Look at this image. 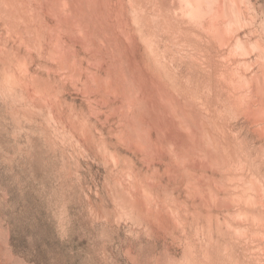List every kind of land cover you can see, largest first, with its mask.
Listing matches in <instances>:
<instances>
[{
    "label": "rangeland",
    "instance_id": "obj_1",
    "mask_svg": "<svg viewBox=\"0 0 264 264\" xmlns=\"http://www.w3.org/2000/svg\"><path fill=\"white\" fill-rule=\"evenodd\" d=\"M30 1L0 0V264H264V0H199L195 20L180 0H102L101 48L74 42L67 69ZM121 25L150 87L196 115L197 164L132 133L138 92L109 87L111 66L133 78Z\"/></svg>",
    "mask_w": 264,
    "mask_h": 264
},
{
    "label": "bare ground",
    "instance_id": "obj_2",
    "mask_svg": "<svg viewBox=\"0 0 264 264\" xmlns=\"http://www.w3.org/2000/svg\"><path fill=\"white\" fill-rule=\"evenodd\" d=\"M36 1L39 2L42 6H45V8L48 12H52L54 14L56 22H57L55 24V27L57 26L60 29V31H63L64 38H66V40H65L66 44L65 45L63 44L62 46H56L55 47V51L59 55L58 59H59V63H60V64H58V63L57 64L61 65L62 68L67 69V67L72 65L70 62V55H71V49L72 50L75 49L74 48L75 47L74 42H76V43L82 42L85 46H87L91 49H95V48L100 49L101 48L99 43L102 42L101 36H102L103 31H102V29L97 27V24L102 25L104 28L106 27V24L104 22L105 17L103 15V11H102V0H36ZM180 1L188 3L186 5L184 4L185 7L181 4L182 10L181 9L180 10H181V13L183 14V16L185 17V15H186L187 19L195 20L196 18L194 19V17L198 16L197 14H198L199 8H200V3H199L200 1L199 0H180ZM10 2H12V1H10ZM132 3H133V1H132ZM208 3H210L213 7H215L214 9H216V7L223 6V4L221 6H219L220 4L217 5L218 3H214L213 0H208ZM137 4H138V2H137ZM64 7H66L68 9L69 15L62 13ZM217 10L219 11V8ZM200 12H202V11H200ZM204 13H205V11H204ZM216 13L220 14L219 12H216ZM221 13H223V11H221ZM157 14H159V13H157ZM212 14H214V13H212ZM212 14H211V16H213ZM218 14H217V16H218ZM17 15L18 14H16V16ZM200 16H202V15H200ZM200 19H202V18H200ZM190 20H188L189 23L191 22ZM211 21H213V20H211ZM140 22H142V21H140ZM215 22L217 23L216 20L213 23H215ZM193 23H195V21ZM216 25L218 26V24H216ZM192 27H193V25H192ZM142 28H144V27H142ZM195 28H196V25H195ZM193 29H194V27H193ZM116 30L111 29L110 31H112V33L117 34V37H115V38H116L117 46L118 45L120 46V55L122 56V58L124 60L127 59V62H126L127 67L126 68L128 70V73L130 72L133 78H132V82H130L127 77L125 79L124 78L121 79L122 77L119 75L117 77V75L114 74V67L111 66V68L109 70V74H110V77L112 80L109 83V87L116 92H120L123 89V87L129 88V90H132V91L135 90L138 92L137 98L134 99L132 97L130 99L131 100L130 103L135 102V104H138V106H139V110L137 112L138 115H136L137 118L133 119L132 122H129L130 127L133 130L132 133L133 134H135V133L139 134L141 136V138L144 139V142H147V143L151 142L152 143V141H151L152 137H153L152 131L154 130V128H157L158 130H160V134L158 133L160 136V139L161 138L171 139V141H173L177 145L176 147L179 146V148L181 149L180 151L182 152L181 153L182 156L187 159V161L190 163V166L193 163L197 164L193 155H196V154L199 155L198 151L203 150V149H201V147H200L201 141L197 137V135L200 132L197 134L198 131L196 129H199L200 124L198 122L196 115L192 113L191 108L187 107L186 104L179 101V99L175 95H173L172 93L170 94V92H168V91H167L168 93L167 92L165 93V91L161 85H160L159 91L155 90L153 88V86L150 87L149 80L148 79L146 80V78H144V76L142 77V74L137 69L138 67L136 65V56H135V53L132 51L133 47L135 46V42L131 39H129V40L126 39L129 36V33L127 32L128 31L127 27L125 25H121L120 27H117ZM113 37H114L113 35H110L109 38L107 37V40L112 47H114V43L111 42L113 40ZM143 37H144V35H143ZM145 38L146 39L148 38L149 43L151 42L150 40H152L151 37H148V36H145ZM69 44H72V46H69ZM52 47H53V45H52ZM24 49H26V47H24ZM53 53H55V52H53ZM115 54L119 56L118 53H115ZM179 55H180V53H179ZM56 57H55V59H56ZM83 59H84V57H83ZM56 62H58V60ZM63 72H65V71H63ZM130 73H129V75H130ZM119 77H121V78H119ZM102 82H104V81H102ZM120 82H121V84H120ZM104 83L107 84L106 82H104ZM150 101H152L154 103L153 107L149 106ZM164 101H167L172 105V107L174 109L173 114H170L171 112L169 113L167 110H165V108L159 109V105H160L159 102L164 103ZM151 114H156V115H155V117H153L154 120L152 121V124H148L149 126L146 129V126H144V122H143L144 117L148 115L147 117L149 118V116H151ZM185 123H187V124H185ZM179 125H181V127H179ZM213 132H214V129H213ZM201 140H202V138H201ZM167 142H169V141H167ZM174 143H171V144H174ZM142 144H141V146H142ZM151 146L153 147V145H151ZM157 147H159V146H157ZM157 147L154 146L155 149ZM144 149H146V147H144ZM204 151H206V150L204 149ZM158 152H159V149H158ZM158 152H156V153H158ZM180 180H182V179H180ZM210 193L206 194L205 201H212L214 199L212 194L210 195ZM199 198H201V197H199ZM138 206L141 209H143V207H142L143 205L142 206L138 205ZM224 252H225V250H224Z\"/></svg>",
    "mask_w": 264,
    "mask_h": 264
}]
</instances>
